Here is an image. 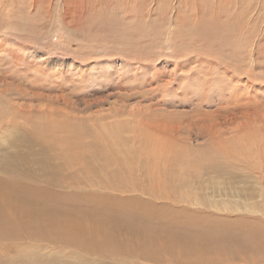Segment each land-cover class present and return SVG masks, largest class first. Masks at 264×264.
Masks as SVG:
<instances>
[{"label": "rangeland", "instance_id": "374dc122", "mask_svg": "<svg viewBox=\"0 0 264 264\" xmlns=\"http://www.w3.org/2000/svg\"><path fill=\"white\" fill-rule=\"evenodd\" d=\"M44 177L57 186L34 181ZM0 178L49 185L47 200L93 192L202 209L224 222L197 228L234 238H217L230 247L208 264H264V0H0ZM85 209L98 248L144 245L143 228H162L140 212L134 236L132 215ZM50 219H28L34 233L49 225L39 237L16 221L0 264H120Z\"/></svg>", "mask_w": 264, "mask_h": 264}, {"label": "bare ground", "instance_id": "6f19581e", "mask_svg": "<svg viewBox=\"0 0 264 264\" xmlns=\"http://www.w3.org/2000/svg\"><path fill=\"white\" fill-rule=\"evenodd\" d=\"M222 85H224V87L226 86L224 83ZM218 86L220 87V85ZM235 107H233V109ZM246 110L247 109H245V111ZM234 111L232 113H234ZM40 150L43 149L41 148ZM36 155L33 156L37 157ZM43 174L46 175L48 173L46 171V173ZM40 180L43 182H51L53 186H57L55 180L50 177H44V179L35 178L34 181ZM48 187L49 185L43 184L31 185L28 180H22L21 182H6L3 181V178H0V240H9L14 237H21L20 232L15 230L14 228V225L19 224V222H16L18 220L23 221V224H25V226L29 228L28 233L30 236L39 237L38 234L42 233H34L32 229L35 228V226L33 225L32 220L28 219L40 218L42 216L46 218L48 216H51L49 223H52L58 228V235L61 238L68 241L80 240V242L82 243V249L88 246L90 247L89 250L92 251H109L115 253L114 257L119 260L120 264L139 263V256L141 258L144 256H149V258L153 257L155 261H158L160 258V253L164 256H167L168 258L177 257L181 259V261H186V258H188V260H190L192 264H208L212 261V254H223L229 249L228 247H230L226 244L217 243V238L222 239L224 242L232 241L234 239L232 236L228 235L230 234V232L228 231H221L222 237H220L215 230L205 226L203 227L200 225V231V228L196 227V219L198 217H201V219H204L206 221L214 220L217 222H224L222 220H219L218 217L214 216L209 212H202V209L194 210L193 208L189 209L185 207L183 209L176 208L175 210H173L171 206L169 207L168 204H166V206L165 204L153 205L150 203L141 205L136 202L131 203L130 201H132L133 199H119L120 201H117L115 198L110 197L109 194H95L93 192L74 193L71 196H67V194L65 193L63 194L60 192H54L51 200H47L45 195L47 193ZM18 199H23L29 202L30 200H32L33 202H41L45 206H48V211L50 213L42 214L40 212H35L34 209L24 211L23 209L17 208L15 207V201ZM68 201L75 202L77 204L70 206L67 204ZM103 204L106 208L115 207L116 209H118V211L124 213L126 217L128 215L133 216L132 223L128 226L129 230L134 231V236L139 232V229L136 230L134 228V222L141 223V221L143 220V217L141 216L140 212L145 211V213L143 214L145 219L150 216L159 219L162 228L159 229V231H150V224L143 228V239H145L146 241L144 245H142L141 242L137 240L136 242H127L126 245L122 246L123 248L109 247L106 245L101 248H98L99 244L96 243L97 241L95 240V238H87L85 236V234L89 231L88 224L90 222V218L87 216L85 207L100 208ZM104 225L108 224L105 223ZM183 225L186 226L182 227ZM48 228V224H45L41 227V231L44 233L42 234V236H45L46 234L50 233ZM163 233L165 234L164 236H162ZM103 240H106V235H103ZM64 264H69V262ZM92 264L97 263L94 261L92 262Z\"/></svg>", "mask_w": 264, "mask_h": 264}]
</instances>
